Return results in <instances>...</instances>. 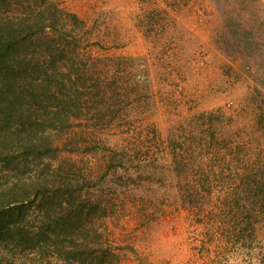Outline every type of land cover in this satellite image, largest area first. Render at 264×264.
Listing matches in <instances>:
<instances>
[{
    "label": "rangeland",
    "instance_id": "374dc122",
    "mask_svg": "<svg viewBox=\"0 0 264 264\" xmlns=\"http://www.w3.org/2000/svg\"><path fill=\"white\" fill-rule=\"evenodd\" d=\"M0 24L37 30L19 60L83 78L75 119L30 128L54 150L10 165L30 188L64 166L81 222L0 264H264V0H0Z\"/></svg>",
    "mask_w": 264,
    "mask_h": 264
},
{
    "label": "trees",
    "instance_id": "16d2710c",
    "mask_svg": "<svg viewBox=\"0 0 264 264\" xmlns=\"http://www.w3.org/2000/svg\"><path fill=\"white\" fill-rule=\"evenodd\" d=\"M23 26L29 28L27 24ZM24 32L26 30H12L9 24H0V172L4 173V182L0 185V242H9L22 250L35 249L36 244H45L48 240L49 244H58L60 233L71 234L82 217L81 209L75 210L79 204L76 205L73 198L77 180L65 173L64 166L54 169L56 177L44 178V184L39 182L32 188L23 182L21 175L24 173L10 166L11 159L19 156L26 173L31 165L27 161L29 157L43 159L48 151L54 150L52 143L46 146L42 142L44 134L38 136L30 128L47 129L46 123L54 130L66 127L64 121L76 118L70 109H78L74 107L79 99L75 86L83 81L81 75L73 79L71 73L67 79L54 81L39 61L28 56L29 48L27 55L19 60V51L26 48L37 30ZM25 99L33 103L27 104ZM34 103L33 111L30 108ZM15 151L18 155H14ZM11 177L14 184H8ZM48 190L49 197L46 196ZM35 203L39 223L37 232H31L27 229L26 218Z\"/></svg>",
    "mask_w": 264,
    "mask_h": 264
},
{
    "label": "crops",
    "instance_id": "0c3cea01",
    "mask_svg": "<svg viewBox=\"0 0 264 264\" xmlns=\"http://www.w3.org/2000/svg\"><path fill=\"white\" fill-rule=\"evenodd\" d=\"M264 227V223H260V224H258V227L256 228V234H257V232H258V229H261L262 230V228ZM255 234V235H256ZM255 239H257V242H261L263 245H264V236H262V237H257V238H255ZM234 246V249H235V247H241L240 246V241H238V242H236V240H232V241H228V242H222L221 243V245H220V247H221V254H220V257L221 258H226V256H228V253L226 254L225 253V251H226V247H227V249L230 247V246ZM249 252H248V248L246 247L245 248V246H243L242 248H240V249H235V256L237 257L238 256V258L240 259V258H242V259H245V256H246V254H248ZM241 255H242V257H241ZM244 264H245V262H243Z\"/></svg>",
    "mask_w": 264,
    "mask_h": 264
},
{
    "label": "built area",
    "instance_id": "2783aa9c",
    "mask_svg": "<svg viewBox=\"0 0 264 264\" xmlns=\"http://www.w3.org/2000/svg\"><path fill=\"white\" fill-rule=\"evenodd\" d=\"M247 257H245V260H246ZM248 261H245V264H247Z\"/></svg>",
    "mask_w": 264,
    "mask_h": 264
}]
</instances>
